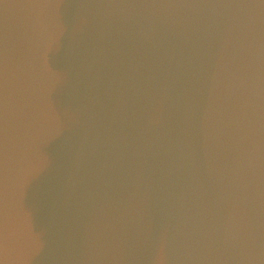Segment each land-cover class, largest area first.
<instances>
[{
	"label": "water",
	"instance_id": "1",
	"mask_svg": "<svg viewBox=\"0 0 264 264\" xmlns=\"http://www.w3.org/2000/svg\"><path fill=\"white\" fill-rule=\"evenodd\" d=\"M41 2L0 0V264H154L165 228H222L236 40L108 7L202 0Z\"/></svg>",
	"mask_w": 264,
	"mask_h": 264
},
{
	"label": "clouds",
	"instance_id": "2",
	"mask_svg": "<svg viewBox=\"0 0 264 264\" xmlns=\"http://www.w3.org/2000/svg\"><path fill=\"white\" fill-rule=\"evenodd\" d=\"M36 21L44 26L58 14L59 3L33 5ZM143 9L184 29L222 31L239 52L237 86L246 147L229 181L228 212L222 228L194 232L188 226L165 228L160 234L154 264H264V0H202V2L114 5ZM140 233L147 235V229ZM109 259H120L113 247ZM170 253V254H169Z\"/></svg>",
	"mask_w": 264,
	"mask_h": 264
}]
</instances>
